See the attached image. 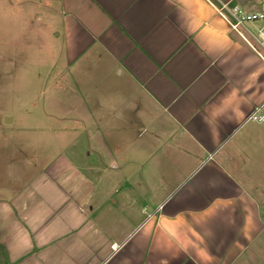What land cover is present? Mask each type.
I'll return each mask as SVG.
<instances>
[{"label":"crops","instance_id":"0c3cea01","mask_svg":"<svg viewBox=\"0 0 264 264\" xmlns=\"http://www.w3.org/2000/svg\"><path fill=\"white\" fill-rule=\"evenodd\" d=\"M221 1L264 12V0ZM211 2L0 0L31 55L46 57L62 136L114 138V149H84V165L46 156L23 176L21 136L1 132L13 162L0 174V264L256 262L264 203L248 187L242 144L264 135L243 132L264 102V61ZM55 98L44 114L52 124ZM121 182L132 209L118 220L100 188Z\"/></svg>","mask_w":264,"mask_h":264},{"label":"rangeland","instance_id":"374dc122","mask_svg":"<svg viewBox=\"0 0 264 264\" xmlns=\"http://www.w3.org/2000/svg\"><path fill=\"white\" fill-rule=\"evenodd\" d=\"M3 19L0 12V165H3L0 174L8 177L9 164L11 161L13 162L11 148L7 142L10 138L2 136L1 132L4 131L12 130L16 132L17 136H21L16 138L15 161L18 166L19 163L23 166V176H29L26 173V164L38 162L41 165L46 162V156L49 161L52 158L56 161L61 156L73 157L81 165H84L82 152L85 149L93 153L90 148H93L95 143H98V146L105 143L104 145L114 149L113 137L62 136L63 125H66L60 118L63 108L62 93L60 90L51 89V86L48 87V78L50 80L52 75L48 72L45 55L43 56V53L39 52L37 58L32 56L30 36L25 35L26 33L21 32L14 25L6 23ZM57 75L56 80L59 78ZM52 79L53 77L51 81ZM52 97H56L53 107L50 106L51 110L54 108L56 114L53 124L44 116L47 110L46 102L47 100L50 101L49 98ZM262 127H264V123L250 122L243 132H248L249 128L258 132ZM52 128L54 134L47 136V130ZM246 143V145L242 144L243 151H246L249 156H253L252 160L250 157L251 164L247 166V169L250 170L249 178L252 180L253 186L251 184L248 187H251L250 189L261 204L264 203V135L258 138L256 142L251 141L248 137ZM34 169L36 168L31 169L30 172H34ZM110 171L112 173L109 175L111 178L116 177L120 181L125 179L123 175H116V170ZM141 187L135 186L134 209L140 210L144 203L146 204L142 193L137 191ZM254 188L257 190L255 191ZM100 190H104L101 192L105 196H112V205L110 204L109 207L110 209L114 207V217L119 215L116 219L120 220L124 215L131 212L128 211L132 209L131 202L129 203L124 199L126 192L124 182L117 185L104 184ZM153 209L151 207L148 212H152ZM101 210L103 212V209ZM262 215L264 217V208ZM147 216L148 214L143 219ZM257 252V260L253 264H264V236L261 241V248Z\"/></svg>","mask_w":264,"mask_h":264},{"label":"built area","instance_id":"2783aa9c","mask_svg":"<svg viewBox=\"0 0 264 264\" xmlns=\"http://www.w3.org/2000/svg\"><path fill=\"white\" fill-rule=\"evenodd\" d=\"M211 3L231 30L264 61V12H248L238 5L221 0H212ZM247 121L264 123V102L254 109Z\"/></svg>","mask_w":264,"mask_h":264}]
</instances>
